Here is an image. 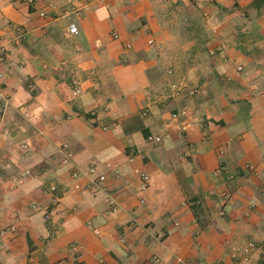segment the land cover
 <instances>
[{"label": "crops", "instance_id": "crops-1", "mask_svg": "<svg viewBox=\"0 0 264 264\" xmlns=\"http://www.w3.org/2000/svg\"><path fill=\"white\" fill-rule=\"evenodd\" d=\"M93 166L113 214L72 177ZM248 241L260 264L264 0H0V264H233Z\"/></svg>", "mask_w": 264, "mask_h": 264}, {"label": "built area", "instance_id": "built-area-1", "mask_svg": "<svg viewBox=\"0 0 264 264\" xmlns=\"http://www.w3.org/2000/svg\"><path fill=\"white\" fill-rule=\"evenodd\" d=\"M42 16H43V14H42ZM67 34L70 37L77 36L79 34L78 27L73 23L69 24V26L67 28ZM113 37H114V39H117L118 35L114 34ZM148 45L151 47L155 46V41L153 39H150L148 41ZM237 72L242 73L243 68L241 66H239L237 68ZM169 73L171 74V72H169ZM173 87L175 88L174 85H173ZM191 93L196 94L197 90H192ZM174 116H176V115H174ZM107 128L108 127H104V130H106ZM145 140L148 144H150L152 146H158L162 143V138L159 136H154V135H148ZM23 149H26V146H23ZM247 168L251 169V167H247ZM29 176H30V173L25 172L20 176V178L18 180L20 181V180H22L26 177H29ZM72 177L74 179H79L82 177L88 178L89 183L87 185V189L95 188L97 191L104 194L103 202L106 205L105 214L109 215V214H113L116 212L117 206H116L111 194L109 193L107 185H106L107 178L104 174L99 173L98 168L96 166L89 168L86 172H75L72 174ZM149 185H150V178L145 174L141 175V177H140V188H141V190L142 191L147 190L149 188ZM75 189L79 190V189H81V186L78 184L75 186ZM51 191L54 192L55 187H52ZM56 202H57V199L54 198L52 204L55 205ZM141 203H143V202H141ZM46 218H48V215ZM93 232L95 235H99V233H100L97 228H93ZM73 249H74V251H77L76 246H74ZM256 250H257L256 244L252 241H248V242L233 246L232 250H231L230 257H231L233 264H248L251 261Z\"/></svg>", "mask_w": 264, "mask_h": 264}, {"label": "rangeland", "instance_id": "rangeland-1", "mask_svg": "<svg viewBox=\"0 0 264 264\" xmlns=\"http://www.w3.org/2000/svg\"><path fill=\"white\" fill-rule=\"evenodd\" d=\"M73 247L76 246V245H72ZM257 251V250H256ZM264 256V255H263ZM260 264H264V260H261L260 261Z\"/></svg>", "mask_w": 264, "mask_h": 264}]
</instances>
